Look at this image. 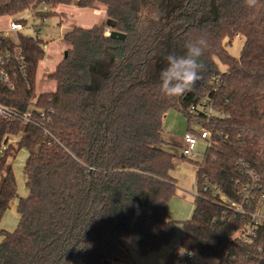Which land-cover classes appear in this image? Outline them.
Segmentation results:
<instances>
[{
    "label": "trees",
    "instance_id": "trees-1",
    "mask_svg": "<svg viewBox=\"0 0 264 264\" xmlns=\"http://www.w3.org/2000/svg\"><path fill=\"white\" fill-rule=\"evenodd\" d=\"M73 3L0 0V17L25 25L26 11L46 18ZM76 4L105 5L107 23L64 34L68 55L48 75L56 89L36 98L44 41L0 32V51L20 48L24 56V66L13 56L14 87L0 82V101L16 112L0 117V147H6L0 153V264L125 262L126 242L147 257L174 241L177 223L182 234L164 264L189 253L217 264H264V223L252 241L239 237L264 201V0L255 8L244 0ZM111 30L126 39L110 37ZM235 36L245 38L239 57L228 49ZM201 37L208 47L197 86L180 98L163 96L164 55L182 54L186 42ZM204 98L219 115L190 114ZM171 108L212 134L203 159L194 162L197 193L192 215L182 221L168 217L180 189L171 175L175 154L159 146ZM22 149L28 152L24 197L11 164ZM246 168L258 178L249 203L243 202V188L252 182ZM15 202L19 222L9 231L1 223ZM240 203L244 213L236 211Z\"/></svg>",
    "mask_w": 264,
    "mask_h": 264
},
{
    "label": "rangeland",
    "instance_id": "rangeland-1",
    "mask_svg": "<svg viewBox=\"0 0 264 264\" xmlns=\"http://www.w3.org/2000/svg\"><path fill=\"white\" fill-rule=\"evenodd\" d=\"M76 3L77 0H74L72 5H61L54 8L53 14L45 18L44 24H42L43 17L37 16L32 12L27 13L25 16V28L20 33L10 31V24L13 20L12 17H0V32L8 34L14 39H17L19 34L31 37L38 36L44 41V44H47L45 47V57L40 62L37 71L35 98L42 92L54 91L56 89V82L49 79L48 75L55 69L60 60L63 59L68 49V44L64 40L65 32L74 27L91 28L94 25H104L107 23L108 17L105 5L100 4L98 8L92 9L80 8ZM39 29L40 31L38 32ZM244 42V37L235 36L228 43L229 52L239 57ZM222 68L224 67L222 66ZM32 107L33 105L31 108ZM203 128L202 123L198 120L189 122L185 113L175 108L169 109L164 118V131L162 134L164 142L159 146L175 154L174 169L171 171V175L177 180L178 185L181 187V189L178 190V194L172 199L170 219H172L174 215H176L175 220L181 219L182 221L189 219V217L185 216L189 213L190 208L192 209L197 193V166L194 162L203 159L209 141L199 138L193 157L184 158L182 156V147L184 145L185 134L198 133L203 130ZM17 140L18 138L13 139V143ZM27 155V150L22 149L18 152L15 159H11V164L17 179L18 193L22 197L27 196L29 193V189L26 185V175L23 172ZM18 222L19 214L15 202L4 215L1 226L12 231L17 227ZM175 228L176 238L161 251L147 257H142L131 244L126 242L130 250V255L127 257L126 261H112L109 264H164L169 253L179 243L183 230L182 223H177ZM1 240L2 236L0 235V241ZM217 262L218 261L213 257L194 256V260L188 264H217Z\"/></svg>",
    "mask_w": 264,
    "mask_h": 264
},
{
    "label": "built area",
    "instance_id": "built-area-1",
    "mask_svg": "<svg viewBox=\"0 0 264 264\" xmlns=\"http://www.w3.org/2000/svg\"><path fill=\"white\" fill-rule=\"evenodd\" d=\"M47 10L46 7H44ZM45 18L42 21V24L45 22ZM24 29V24L21 23L17 18H14L10 24V31L12 32H21ZM40 29L38 30V32ZM4 36H9L6 33H3ZM13 56L17 57V60L21 62L24 66V56L22 55V51L20 48H16V51L11 52L10 50L0 51V82L10 88L14 87V81L12 76L13 71ZM217 80V79H216ZM190 114L192 115H200L203 114V117L207 119L211 118L214 115H219L220 113L215 112L212 104L208 102L206 98H204L199 104L191 106L189 110ZM223 115V113H221ZM16 116V112L6 104H3L0 101V117L3 118H13ZM31 113L28 111L23 116L26 121L29 120ZM211 132L210 130L203 128V130L199 131L198 133H187L184 136V145L182 147V155L185 157H193L195 154V148L198 143L199 138L207 139L208 141L211 139ZM6 147H0V153L3 154ZM245 173L250 174L252 177V182L249 185H245L243 188V202L251 200L252 191L255 188H258L256 184L257 176L254 172H251L248 168H246ZM243 203L238 204L236 207V211L244 213L243 210ZM251 220L239 231V237L242 238L244 241L250 242L253 240L254 236L256 235L257 228L264 223V201H262L261 206L254 212L250 213ZM184 256V257H182ZM178 259V264H188L194 260L193 254H183Z\"/></svg>",
    "mask_w": 264,
    "mask_h": 264
},
{
    "label": "clouds",
    "instance_id": "clouds-1",
    "mask_svg": "<svg viewBox=\"0 0 264 264\" xmlns=\"http://www.w3.org/2000/svg\"><path fill=\"white\" fill-rule=\"evenodd\" d=\"M259 0H244L249 8H255ZM208 42L201 37L186 42L182 54L175 51L164 55V65L158 71L159 90L167 98H180L192 91L202 78L203 63Z\"/></svg>",
    "mask_w": 264,
    "mask_h": 264
},
{
    "label": "water",
    "instance_id": "water-1",
    "mask_svg": "<svg viewBox=\"0 0 264 264\" xmlns=\"http://www.w3.org/2000/svg\"><path fill=\"white\" fill-rule=\"evenodd\" d=\"M110 37L112 38H116L119 40H125L126 39V34L117 30H111L109 33ZM68 55V51L65 52V56L66 57ZM183 156V155H182ZM115 261H118V259H116Z\"/></svg>",
    "mask_w": 264,
    "mask_h": 264
},
{
    "label": "crops",
    "instance_id": "crops-1",
    "mask_svg": "<svg viewBox=\"0 0 264 264\" xmlns=\"http://www.w3.org/2000/svg\"><path fill=\"white\" fill-rule=\"evenodd\" d=\"M59 6H61V5H59ZM59 6H57V7H59ZM65 6V5H64ZM69 6V5H68ZM56 7V8H57ZM27 13H31L30 11H26L23 15H24V17L26 16V14ZM14 19V18H13ZM24 28H25V25H24ZM69 30H71V29H69ZM68 30V31H69ZM67 32V31H66ZM65 32V33H66ZM44 46L46 47L47 46V44H44ZM62 60V59H61ZM60 60V61H61ZM36 77H37V75H36ZM37 87V86H36ZM28 156V155H27ZM27 158V157H26ZM180 187V186H179ZM180 189H181V187H180ZM171 203H172V201H171ZM171 203H170V205H169V209H168V217L170 218V211H171V209H170V206H171ZM192 209H193V207H192ZM192 209L190 208V210H189V213L185 216V217H190L191 215H192ZM175 218H176V215H174L173 216V218H172V220H175ZM178 220H180L181 221V219H178Z\"/></svg>",
    "mask_w": 264,
    "mask_h": 264
}]
</instances>
